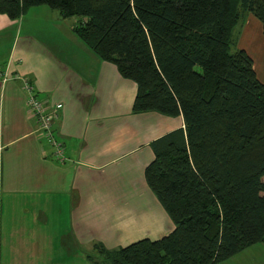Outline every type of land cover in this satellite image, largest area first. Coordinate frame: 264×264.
I'll list each match as a JSON object with an SVG mask.
<instances>
[{"label":"trees","instance_id":"obj_1","mask_svg":"<svg viewBox=\"0 0 264 264\" xmlns=\"http://www.w3.org/2000/svg\"><path fill=\"white\" fill-rule=\"evenodd\" d=\"M47 5L137 84L135 112L182 116L152 142L145 177L175 224L158 240L97 244L94 264H220L264 244V81L238 45L264 0H0L19 19Z\"/></svg>","mask_w":264,"mask_h":264},{"label":"crops","instance_id":"obj_2","mask_svg":"<svg viewBox=\"0 0 264 264\" xmlns=\"http://www.w3.org/2000/svg\"><path fill=\"white\" fill-rule=\"evenodd\" d=\"M77 21L47 5L19 19L0 13V264H94L97 244L118 249L175 227L145 171L152 142L184 119L135 112L136 82L79 38ZM238 45L264 81L263 24L252 13ZM24 78L63 105L53 126L63 161L27 108Z\"/></svg>","mask_w":264,"mask_h":264},{"label":"built area","instance_id":"obj_3","mask_svg":"<svg viewBox=\"0 0 264 264\" xmlns=\"http://www.w3.org/2000/svg\"><path fill=\"white\" fill-rule=\"evenodd\" d=\"M8 72H4L3 81L8 80ZM24 89L28 92L27 108L36 118L39 130L49 138L52 145L55 146V154L60 161L64 160V146L53 136V126L55 120L59 117V111L63 107L61 103L49 105L38 98L34 93L33 85L27 78H24Z\"/></svg>","mask_w":264,"mask_h":264},{"label":"rangeland","instance_id":"obj_4","mask_svg":"<svg viewBox=\"0 0 264 264\" xmlns=\"http://www.w3.org/2000/svg\"><path fill=\"white\" fill-rule=\"evenodd\" d=\"M74 18L71 17V20H74ZM220 264H264V247L260 243V245L245 250L243 253L229 258Z\"/></svg>","mask_w":264,"mask_h":264}]
</instances>
